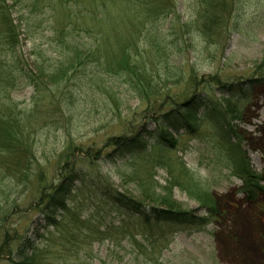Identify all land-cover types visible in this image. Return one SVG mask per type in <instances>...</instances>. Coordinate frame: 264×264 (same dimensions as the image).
<instances>
[{"label": "trees", "instance_id": "trees-1", "mask_svg": "<svg viewBox=\"0 0 264 264\" xmlns=\"http://www.w3.org/2000/svg\"><path fill=\"white\" fill-rule=\"evenodd\" d=\"M237 1L194 0V20L177 23L178 27L168 23L165 28L167 20L179 18L177 0H0V198L5 200V207L12 192L27 188L35 179L38 159L32 137L39 131V125L46 122H31L33 111H21L11 97L13 93L34 88L53 110H60L64 122L57 121L63 123L64 128H68L66 124L77 116L79 100L85 97L89 104L88 116L99 114L95 101H101L105 107L119 103L116 91L119 85L144 104V109L136 113L140 129L135 131L137 126L130 123L125 134L107 139L103 153L96 151L99 153L97 158L90 155L89 145L73 143L70 134L75 128L69 127L68 141L61 153L65 162L59 183L49 194L41 193L36 202L35 210L44 224L38 231L34 222L35 240L43 238L50 228L60 226L61 218L70 210L74 192L84 186L92 187L95 194L102 196L117 211L136 218L149 232L151 224L154 228L175 229L211 223L218 213V200L209 191L208 182L197 180L183 170L179 175H171L163 187L142 182V200H135L113 191L105 178L102 181L99 167L93 160L109 158L111 152L116 158H124L142 151L148 143L163 150L174 148L177 140L172 138L173 135L194 136L192 124L201 110L222 120L221 128L214 133L218 141L215 158L227 171H237L235 175L243 183L242 193L248 200L253 201L263 192L260 178L249 172L241 151L240 136L230 121L239 118L238 103L254 92V86H258L254 84H260L264 90V75L259 71L257 77L242 84L239 82L236 87L235 84L226 86L227 92L220 94L218 102L209 96L210 91L203 93V90H211L208 87L213 85L203 78L205 88L198 90L194 69L185 75L172 62L175 52L171 38L177 33L194 32L202 45L219 47L232 29ZM22 20L25 21L23 24ZM30 22L43 25L47 33L42 35L45 50L39 46L37 49L45 57L53 55L55 58L37 57L29 71L21 62L18 47L22 29L25 30ZM179 77L189 78L195 90L182 102L159 89L161 83ZM116 82L119 83L117 88ZM84 167L93 169L94 175L87 176ZM173 189L195 201L204 215L197 217L194 211L181 209L172 197ZM146 199L153 207L146 204ZM11 215L7 209L0 211V224H4L7 217H10L6 219L7 224L11 217L15 223L21 221ZM30 224L23 232L20 226L13 225L4 226L2 232L0 226V261L38 264L39 247L28 236ZM146 230L144 235L150 240L146 247L157 245L158 239L153 240ZM40 231H43L42 235ZM151 262L157 264L158 261L153 259Z\"/></svg>", "mask_w": 264, "mask_h": 264}, {"label": "rangeland", "instance_id": "rangeland-1", "mask_svg": "<svg viewBox=\"0 0 264 264\" xmlns=\"http://www.w3.org/2000/svg\"><path fill=\"white\" fill-rule=\"evenodd\" d=\"M236 5L232 29L219 47L202 45L194 32L177 33L171 38L175 68L185 75L193 68L198 90L205 88L204 78L213 87L203 93L210 91L209 96L218 102L220 94L227 92L226 86L235 84L236 87L257 77L259 71L264 75V0H238ZM176 13L179 18L167 20L165 28L168 23L178 27V24L194 20V0H177ZM43 34H47L45 28L35 22L22 29L18 55L29 71L37 57L55 58L48 52L46 55L51 58L45 57L37 49L39 46L45 50ZM122 35L124 38V32ZM118 85L116 82V88ZM254 85H258L254 86V92L238 103L239 118L231 120L227 116L240 136L241 151L249 172L260 178L263 192L253 201L242 193L243 183L235 175L237 171H227L214 156L218 143L214 133L221 128L222 120L218 121L214 115L201 110L192 124L194 136L173 135L172 138L177 140L174 148L163 150L148 143L142 151L124 158H116L111 152L109 158L93 160L99 167L102 181L105 178L113 191L135 200H142V182L163 187L171 175H179L183 170L197 180L208 182L209 191L218 200V213L211 223L175 229L154 228L155 225L151 224L149 232L136 218L111 207L90 189L92 187L82 186L74 192L70 210L61 218L60 226L50 228L43 238L36 240L33 224L35 222L38 231L44 224L35 210L36 202L41 193L49 194L59 183L65 162L61 153L68 141L69 127L75 128L70 134L73 143L89 145L90 155L97 158L99 153L96 151L102 152L107 139L125 134L130 123L137 126L135 131L140 129L136 113L144 109V104L119 85L116 89L119 103L105 107L101 101H95L99 114L88 116L89 104L85 97L79 100L77 116L66 124L68 128H64L60 122H64L60 110H53L34 88L27 87L13 93L11 97L21 111H33L32 121H28L46 122L39 125V131L32 137L38 159L35 179L27 188L12 192L6 207L5 200L0 198V211L7 209V213L21 218V221L15 223L11 217L7 224L6 219L10 218L7 217L4 224H0L1 231L4 232V226L13 225L20 226L23 232L31 223L28 236L39 247L38 264H152L153 259H157V264H264V90L260 84ZM191 86L189 78L179 77L161 83L159 89L182 102L195 91ZM84 170L88 172L87 176L94 175L90 167H84ZM172 197L181 209L194 211L197 217L204 215L199 205L178 189H173ZM149 201L146 199V204L153 207ZM145 230L153 240L158 239L157 245L146 247L150 240L144 235ZM42 232L39 233L42 235ZM0 264L6 262L0 261Z\"/></svg>", "mask_w": 264, "mask_h": 264}]
</instances>
